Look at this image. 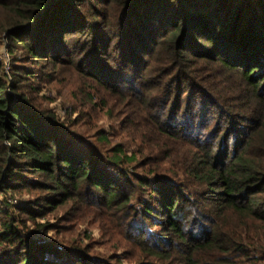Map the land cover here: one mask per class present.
I'll return each instance as SVG.
<instances>
[{
  "label": "trees",
  "instance_id": "obj_1",
  "mask_svg": "<svg viewBox=\"0 0 264 264\" xmlns=\"http://www.w3.org/2000/svg\"><path fill=\"white\" fill-rule=\"evenodd\" d=\"M4 42L0 264H264V0H0Z\"/></svg>",
  "mask_w": 264,
  "mask_h": 264
},
{
  "label": "rangeland",
  "instance_id": "obj_2",
  "mask_svg": "<svg viewBox=\"0 0 264 264\" xmlns=\"http://www.w3.org/2000/svg\"><path fill=\"white\" fill-rule=\"evenodd\" d=\"M4 49L3 48V45H0V60H2L1 58L3 57L4 55V51L2 50ZM66 92L64 91L63 92V95H65ZM100 122H103V120H101ZM84 217H76L75 219L73 220H69L68 222H65V227L68 226L70 228H68V232L66 234H64V237H68V236H71V235H74V234H86V233H92V235L96 238H99L100 237V230L99 228L97 227V225H94L90 219H83ZM87 218V217H86ZM53 232L50 231L48 232V235H52ZM47 235V237H49ZM113 245L111 244H107L106 242H100L98 244H96L94 246L95 250L96 251H99L101 253H105V254H108L109 251L111 250L110 247H112Z\"/></svg>",
  "mask_w": 264,
  "mask_h": 264
},
{
  "label": "built area",
  "instance_id": "obj_3",
  "mask_svg": "<svg viewBox=\"0 0 264 264\" xmlns=\"http://www.w3.org/2000/svg\"><path fill=\"white\" fill-rule=\"evenodd\" d=\"M2 45H3V48H4V49H2L4 51V55H3V57L1 59H2V61L4 63L6 71H8L10 69V56H9V54L7 52L6 47H5V42Z\"/></svg>",
  "mask_w": 264,
  "mask_h": 264
}]
</instances>
